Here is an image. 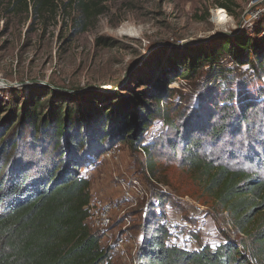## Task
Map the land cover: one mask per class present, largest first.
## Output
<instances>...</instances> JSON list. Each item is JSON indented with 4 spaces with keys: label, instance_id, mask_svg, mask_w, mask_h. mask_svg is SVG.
Segmentation results:
<instances>
[{
    "label": "trees",
    "instance_id": "1",
    "mask_svg": "<svg viewBox=\"0 0 264 264\" xmlns=\"http://www.w3.org/2000/svg\"><path fill=\"white\" fill-rule=\"evenodd\" d=\"M5 1L26 12L31 8L36 15H54L64 1L63 7L75 9L78 25L86 28L107 0H0V8ZM263 23L264 19L256 22L254 33ZM254 33L219 38L208 52H185L178 62L170 58L172 70L147 77L140 85L151 95L148 98L145 90L134 96L132 106L121 95L113 100L114 111L92 112L95 106L88 103L82 113L66 100L43 106L37 99L17 110L16 103L8 104V118L0 122V264H113L101 236L86 223L92 196L90 181L80 171L116 142L143 150L152 179L156 162L165 157L186 167L202 194L228 214L244 237L237 241L227 236L214 249L168 248L171 235L152 215L139 245L138 264H264V88L255 95L246 92L247 85L255 86L264 74V33ZM256 34L263 37L261 42L252 40ZM221 62L230 68L238 63L251 68L245 83H233L241 89L233 90L231 83L221 86L219 79L206 97L215 105H200L194 111L192 97L183 101L186 104L181 101L182 108L171 101L178 92L169 88L172 82L190 81L209 68L198 80L205 81L207 89L210 78L221 77ZM235 77L222 76L225 82ZM218 88L221 92L215 93ZM194 92L199 96L198 89ZM155 121L163 122L174 138L147 136ZM251 126L261 129L250 132ZM244 134L249 138L244 141L258 144L250 146L255 154H243L244 164H229L224 154L228 141ZM165 197L161 193L156 201L165 202Z\"/></svg>",
    "mask_w": 264,
    "mask_h": 264
},
{
    "label": "rangeland",
    "instance_id": "2",
    "mask_svg": "<svg viewBox=\"0 0 264 264\" xmlns=\"http://www.w3.org/2000/svg\"><path fill=\"white\" fill-rule=\"evenodd\" d=\"M63 2L58 3L54 15H36L31 8L26 12L13 8L8 1L2 4L0 122L8 118L4 114L8 104L16 103L17 110L37 99L43 106L48 103L55 106L66 100L82 113L88 103L95 106L92 112L98 110L95 108L114 111L113 100L120 95L132 106L136 103L134 96H140L145 90L148 98L151 95L149 88L140 85L147 77H155L159 70H172L170 58L178 62L185 52H208L220 38H217L219 33L226 37L244 35L240 24L248 28L255 18L264 15L262 0H107L102 4V13L84 28L78 25L77 11L72 7L64 8ZM218 3L226 4L227 8L219 7ZM220 14L228 18L224 28L217 24ZM256 32L264 33V23L256 26ZM261 38L256 34L252 40L261 42ZM224 59L228 61L226 56ZM230 65L220 63L221 77L210 78L207 89L203 85L205 81L198 80L209 68L198 71L190 81L172 82L169 88L178 92L171 101L181 104L182 108L186 104L183 101L192 97L190 108L193 111L200 105H215L206 100L210 86L216 88L221 79V86L231 83L228 86L237 91L241 88L236 89L233 83L244 82L251 69L239 63L238 67L230 68ZM222 76L236 77L234 82H225ZM259 77L255 86L261 85L256 89L246 84L247 93L255 95V90L264 88V74ZM196 89L199 96L194 92ZM214 92L220 93L221 89ZM251 127L250 132L261 129ZM169 130L163 122L155 121L146 135L174 138ZM244 139L249 138L244 134L240 139L228 141L229 148L224 154L229 157V164H244L243 154H255L250 146L257 148L258 144ZM146 162L147 156L138 148L131 150L125 143L116 142L92 165L87 164L80 171L90 181L92 199L103 207L113 205L106 229L110 237L101 240L102 245L108 247L113 264H138L137 252L152 215L157 224L172 226L171 240L181 243L186 240L187 226H192L191 234L198 238L200 247L214 249L227 236L237 241L242 239L232 230L228 214L202 194L186 167L165 157L156 162L155 179H152ZM161 193L167 200L159 203L156 199ZM103 207L96 209L101 213ZM120 240V252L109 249Z\"/></svg>",
    "mask_w": 264,
    "mask_h": 264
},
{
    "label": "built area",
    "instance_id": "3",
    "mask_svg": "<svg viewBox=\"0 0 264 264\" xmlns=\"http://www.w3.org/2000/svg\"><path fill=\"white\" fill-rule=\"evenodd\" d=\"M262 1H264V0H262ZM256 16H258V12H256ZM263 19H264V15L260 16L259 18H255L254 20H256V21L254 23L251 22L250 25H248V28L247 27L244 28V26L246 24H240V28L243 29V31H247L250 34H253L255 31L254 27L256 25V22L263 20ZM157 137H158V135H156V134H152L150 136L151 139H156ZM146 143H147V141L143 142L142 145H145ZM138 149L140 150V152L144 153L141 148H138ZM107 153H109V151H107ZM97 206L103 207L99 202H96V200L91 199L89 206H88V218L86 220V223L91 230L98 232L99 235L101 236V240H103L104 237H107V238L110 237L107 234L106 229L108 228V226L110 224L109 213L111 212L113 205L109 204V205L104 206L103 212H101V213L96 209ZM231 226H232V224H231ZM231 226H229V227L231 228ZM164 228L168 231L169 234L172 233V231H173V227L172 226L170 227V225H168V224H164ZM187 228L188 229H187L185 242L181 243V242H178L177 240H171V236H170L168 244H167L168 248L175 246L181 250H188V251H193V250L198 249L199 241H198V238L196 236H193L191 234L192 226H187ZM232 228H233V226H232ZM232 230L237 235L244 238L243 235L241 233H239L238 231H236L234 228ZM121 244H122V241L120 240V242L113 243V246L111 248L109 247V249L110 250L113 249L115 252H120Z\"/></svg>",
    "mask_w": 264,
    "mask_h": 264
},
{
    "label": "bare ground",
    "instance_id": "4",
    "mask_svg": "<svg viewBox=\"0 0 264 264\" xmlns=\"http://www.w3.org/2000/svg\"><path fill=\"white\" fill-rule=\"evenodd\" d=\"M230 20V19H229ZM231 22V21H230ZM217 24L220 28H224L228 24V18L224 14H220L217 18ZM232 24V23H231Z\"/></svg>",
    "mask_w": 264,
    "mask_h": 264
},
{
    "label": "water",
    "instance_id": "5",
    "mask_svg": "<svg viewBox=\"0 0 264 264\" xmlns=\"http://www.w3.org/2000/svg\"><path fill=\"white\" fill-rule=\"evenodd\" d=\"M226 36H227V35H225V34L219 33L218 36H217V38H218V37L222 38V37H226ZM228 37H232V35H229Z\"/></svg>",
    "mask_w": 264,
    "mask_h": 264
}]
</instances>
